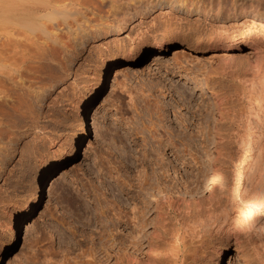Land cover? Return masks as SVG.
I'll list each match as a JSON object with an SVG mask.
<instances>
[{"label":"rangeland","instance_id":"374dc122","mask_svg":"<svg viewBox=\"0 0 264 264\" xmlns=\"http://www.w3.org/2000/svg\"><path fill=\"white\" fill-rule=\"evenodd\" d=\"M105 1L98 10L81 6L75 14L69 6L67 16L45 22L39 17L45 13L23 12L25 22H59L63 31L57 27L62 32L54 33L62 45L59 38L55 44L42 39L43 46L38 41L32 47L24 27L4 32L20 42L16 48L10 44L15 51L5 46L18 53L10 62L26 60L23 76L8 87L2 104L7 109L1 108L0 264H75L93 239V248L107 249L101 256L95 249L96 264H130L129 255L147 263L150 244H156L157 264H172L177 246L175 264H264V249L233 244L248 213L264 215V189L253 178L261 172L252 168H264V151L259 163H249V198L240 200L235 180L202 198L214 173L234 179L238 157L264 112V60L250 56L245 43L249 32L262 30L257 16H264V0H123L126 6L161 4L125 25L119 20L126 9L109 12ZM201 1L202 15L192 12ZM216 5L224 11L229 39L240 37L239 52L256 61L237 65L233 76L218 69L222 49L214 53L209 43L217 32L211 31ZM165 33L167 43L158 53L155 38ZM157 100L165 108L163 122L155 115ZM219 133L229 143L217 154ZM159 137H166L164 147L155 145ZM61 185L82 201L79 210L68 205ZM163 191L168 203L160 206ZM201 200L206 204L200 207ZM103 211L110 219L100 216ZM114 217L121 223L115 227ZM102 226L111 228L114 244L99 240ZM262 237L249 243H264Z\"/></svg>","mask_w":264,"mask_h":264},{"label":"bare ground","instance_id":"6f19581e","mask_svg":"<svg viewBox=\"0 0 264 264\" xmlns=\"http://www.w3.org/2000/svg\"><path fill=\"white\" fill-rule=\"evenodd\" d=\"M25 0H0V13H1V16H0V117L4 115V112L1 110L2 108V104L4 103H7V98L8 97L6 96V93L8 90V87L10 86V88L13 89V86L16 84V81L15 80H18L20 79V77H22L23 75L21 74L22 71H20L21 69V64L23 63V61H25L26 59H23V61L19 62V64L17 63V61L15 62H10V61H13L14 59V56L16 55L15 53L17 52H14L15 51V48L17 45H19V43L15 40L14 42H11L12 40L7 37V34L9 33L7 31V34H4V32L7 30V29H10V28H13L14 29L17 27H24L26 30H28V33L31 35V38H28L27 35H23L21 32V34L27 39H25L24 37V40L26 41H30V45L33 47L38 43H40V41L43 39V41L41 42H44V41H51L52 43H58V38L60 37V34L57 36L56 33L54 32H59L61 33L63 31L62 27H60L62 29V31H59L61 30L58 26H59V22L58 23H54L53 25H50V21L48 22V24L50 26H46V23H43L46 21V17H50V16H57V17H61L63 16V14H65L64 12L65 9L69 6H71V8L74 10L73 11V14H75L74 12H78V7L80 8L81 6H93V9L95 10H98L101 5H103V2L105 0H30V6H27L28 3L25 4L24 2ZM29 1V0H27ZM26 1V2H27ZM66 1H68L67 3L68 4H64L62 6H60L62 3H65ZM123 0H108L107 1V6H108V11L110 12L111 9H120L122 10V8H125L126 11L122 14V19L119 20V23L121 22V24H126V23H130L131 20H135V19H139V20H142L144 19L145 17H148L150 16L154 11H156L160 6L161 4H159L158 2L157 3H153L152 1H137L136 3H133L131 6L128 5L126 6L125 4L123 5ZM127 1V0H126ZM131 1V0H129ZM166 1V0H165ZM169 0L166 1V3L168 2ZM172 1V0H170ZM106 2V1H105ZM173 3L175 2L172 1ZM199 2V1H198ZM124 3H125V0H124ZM127 3V2H126ZM163 3V2H162ZM165 3V2H164ZM165 3V4H166ZM169 3V2H168ZM172 3V4H173ZM264 3V2H263ZM185 4V3H184ZM184 4H181V5H184ZM167 5V4H166ZM169 6V5H167ZM186 6V5H185ZM190 6V5H189ZM193 6V5H192ZM164 7V5H163ZM171 7V6H170ZM176 7V6H175ZM180 7V4L178 6V8ZM182 7V6H181ZM188 8V5L186 6ZM259 7V6H258ZM205 6L203 4V2L201 1L199 4H197L196 6H194L192 8V12H196L197 14L201 13L202 15V12L205 11L204 10ZM214 8V7H213ZM261 8V7H260ZM70 9V7H69ZM78 9V10H77ZM82 9V8H81ZM87 9H92L91 8H87ZM176 9V8H175ZM191 9V8H190ZM183 10L182 13H185V8L183 7ZM189 9H187L188 11ZM207 10V9H206ZM209 10V9H208ZM213 10V9H212ZM263 10V9H262ZM68 11V10H67ZM80 11V10H79ZM84 11V10H83ZM87 11V10H86ZM258 11V10H257ZM23 12L24 14L27 13V14H36V13H45L43 16L40 15L39 17H43L45 20L42 22L40 21L41 18H39V20L36 19V21H31V22H25L24 19L22 18L23 16ZM81 12V11H80ZM92 12V10H91ZM224 11L221 9V7L219 5H216V10H215V17L212 19V27H213V30L211 31H217L216 34L214 33V35L212 36L211 40L209 43H211V49H212V52L216 53L218 51V49H222V52L221 54L219 55V59H218V69L222 70V72H225L226 74L228 75H234V71H235V67L237 65H240L242 67H247V61L248 59H250L248 56L246 55H242L240 52H239V48H240V37H238L237 35H234L232 36L230 39L229 37L227 36V28L225 30V25L223 26V15H225L223 13ZM188 12H186L187 14ZM205 13V12H204ZM209 13V12H208ZM260 13V12H259ZM258 13V14H259ZM72 13H69V15H71ZM72 14V15H73ZM190 14V13H189ZM207 14V13H206ZM210 14V13H209ZM257 14V13H256ZM67 16V13L65 14ZM79 15V14H78ZM81 15V14H80ZM234 16V15H233ZM65 17V16H63ZM63 17L61 19H63ZM205 17V16H204ZM206 17H208L206 15ZM231 17V16H230ZM51 18V17H50ZM257 18L263 22L264 24V16H257ZM52 19V18H51ZM62 23V22H61ZM211 25V24H210ZM262 25V24H260ZM62 26V25H61ZM59 30H58V28ZM210 27V26H209ZM22 28V29H24ZM211 28V27H210ZM24 29V30H25ZM257 29V28H256ZM256 29L252 30L251 32L248 33V40L245 42L246 44H248V46L250 47V51H248L249 55L254 57L258 62L261 60H264V25H262L260 27V30L261 31H257ZM208 31V30H207ZM19 32V31H17ZM53 32V33H51ZM247 32V31H246ZM6 33V32H5ZM12 33V32H11ZM14 33V32H13ZM12 33V34H13ZM209 33V31H208ZM212 33V34H213ZM18 34V33H17ZM16 34V36H17ZM20 34V35H21ZM11 35V34H10ZM21 35V36H22ZM14 36V35H13ZM211 36V34H210ZM247 37V36H245ZM62 38V37H61ZM167 34H163L161 36H158L157 38H155V46L156 47V51L158 53L161 52V50L163 49V47L165 46V44L167 43ZM11 40V41H10ZM60 40V44L62 43L61 42V39L59 38ZM19 41V40H18ZM23 41V40H22ZM66 42V41H65ZM244 42V41H243ZM12 43L13 46H11L10 44ZM24 43V42H22ZM27 43V42H26ZM41 44V43H40ZM43 44V43H42ZM41 44V45H42ZM59 44V45H60ZM63 44V43H62ZM61 44V45H62ZM6 45H10L8 46L10 49H14L13 50H10L9 48L7 49ZM39 45V44H38ZM45 45V44H44ZM6 46V47H5ZM24 46V45H23ZM24 49L26 48L23 47ZM29 46V44H28ZM43 46V45H42ZM65 45H63L64 47ZM12 47V48H11ZM36 47V46H35ZM40 47V46H39ZM54 47V46H53ZM6 48V49H5ZM31 48V47H30ZM43 48V47H42ZM45 48V47H44ZM29 49V48H28ZM21 50V49H20ZM23 50V49H22ZM37 50V49H36ZM25 51V50H24ZM29 52L30 49L28 50ZM33 51V50H32ZM20 52V51H19ZM21 53V52H20ZM26 53V52H25ZM32 53V52H31ZM18 54V53H17ZM24 54L22 53L21 57L23 56ZM27 55V54H26ZM20 56V55H19ZM24 58V57H23ZM130 58V57H129ZM20 59V58H19ZM22 59V58H21ZM28 59V58H27ZM250 60H253L250 59ZM19 61V60H18ZM255 61V60H253ZM256 62V61H255ZM264 62V61H263ZM16 63V64H15ZM260 64V63H259ZM25 66V65H24ZM23 67V65H22ZM29 67V66H28ZM23 69V68H22ZM24 70V69H23ZM234 70V71H233ZM28 71V70H27ZM30 71V70H29ZM243 72V71H242ZM24 78H26L24 76ZM192 81V80H191ZM192 83V82H191ZM11 89V90H12ZM148 97V96H147ZM146 100V99H145ZM11 102V101H10ZM156 102V106H155V115L157 116V119L161 122H163V118L166 119V116H165V108L164 106L160 103V101ZM8 103H9V99H8ZM5 107V106H3ZM5 109H7V105L5 107ZM3 109V110H5ZM158 123V122H157ZM160 124V123H159ZM158 124V125H159ZM102 126L100 125V130L102 129L101 128ZM104 128V127H103ZM105 130H108L107 128ZM114 130V129H113ZM219 131V130H218ZM114 132V131H113ZM224 132V130H223ZM213 133V132H212ZM23 134V133H22ZM104 134V132L102 133V135ZM108 134V133H107ZM113 134V133H112ZM229 134V133H228ZM252 135H250V138L248 139V143L246 144L247 146L244 148V150L242 151V153L240 154V156L238 157L239 159L237 160V170L234 174V179H230L225 176H223L222 174H219V173H214L211 178H210V181L208 182V184L204 187L203 189V196L202 198L205 199V198H208L209 196L213 195L214 192L218 191L219 190L220 192L223 191L222 190V187L226 186V185H229L230 183H233V181L235 180L236 182V187H237V195L238 197L241 199H246V198H249L250 195H252V193L249 192V183H248V173L247 171L249 170L250 167H252V165L249 166V163L251 160H253V165L256 163L254 162V159L258 162L259 159H261V155L260 158L258 157V154H262V151H264V112L263 114H261V118L258 120V122L256 123V126L254 128V131L251 133ZM116 135V134H115ZM165 135V134H164ZM217 138L219 139V141L215 140L214 141V145H215V151L217 152L216 149H218V152L219 150L221 151L222 149L226 148V144H228L224 137L221 136V134H217ZM224 135V134H223ZM157 136V135H156ZM216 136V135H215ZM227 136V135H225ZM106 137V136H105ZM112 137V136H111ZM121 137V136H120ZM168 137V142H170V139L169 136ZM114 138V137H113ZM226 138H229V136H227ZM104 139V138H103ZM119 139V138H118ZM166 139V137H165ZM163 138H156V144L155 145H158V147H161L163 146L164 142H166V140ZM208 139V137H207ZM211 139V138H210ZM209 139V140H210ZM230 139V138H229ZM228 139V140H229ZM165 140V141H164ZM214 140V139H213ZM115 141V139H114ZM217 141V142H216ZM111 142V141H110ZM167 143V142H166ZM216 143V144H215ZM111 145V144H110ZM164 147V146H163ZM169 147V146H168ZM164 150V149H163ZM217 152V154H218ZM221 154V153H220ZM219 154V155H220ZM257 157H258V160H257ZM99 158V157H98ZM100 159V158H99ZM98 159V160H99ZM102 160V159H101ZM106 160V159H105ZM96 162V161H95ZM262 162V161H261ZM251 163V164H252ZM96 164V163H95ZM108 164V163H107ZM260 164V163H259ZM259 164H255L252 168H255V172L259 171L260 173V176L258 174V178H255L253 177L255 180L258 179L260 181L261 184H259V181L256 180V183H258L260 186L261 189H264V173L262 172L263 171V167L260 166ZM101 165V164H100ZM103 165V164H102ZM264 166V165H263ZM103 167V166H102ZM254 171V169H253ZM104 172V171H102ZM107 172H105L106 174ZM106 176V175H105ZM164 176V175H163ZM253 179V181H255ZM234 182V183H235ZM101 183H103V181H101ZM233 183V184H234ZM252 183V182H251ZM63 184V183H62ZM253 184V183H252ZM257 184V185H258ZM60 185V184H59ZM256 185V186H257ZM66 185H61V187L63 188L62 192H63V195H64V198L65 200L67 201V203H69L68 205H72L76 208H81V202L78 201V198L77 196L74 195V193L71 192V190L68 189V186L67 188L65 187ZM255 186V185H254ZM160 188V187H159ZM72 189V188H71ZM257 189V188H256ZM259 189V188H258ZM257 189V190H258ZM251 190V189H250ZM260 191H263V190H260ZM263 193V192H262ZM80 196V194H79ZM83 196V195H82ZM99 196V195H98ZM260 196V195H258ZM264 196V195H263ZM81 197V196H80ZM252 197V196H251ZM256 197V196H255ZM254 197V198H255ZM63 198V200H64ZM238 198V199H239ZM258 198V197H257ZM262 198V197H261ZM160 199H161V203H158V205L160 204H167L168 203V193L166 192H161L160 194ZM244 199V201H245ZM256 199V198H255ZM81 200V199H80ZM104 200V199H103ZM171 200V199H170ZM242 201V200H241ZM255 201V200H254ZM258 201V200H257ZM28 202V201H27ZM31 202V201H30ZM208 202V201H207ZM248 202V201H247ZM252 202V200H251ZM260 202V200H259ZM257 203V202H256ZM262 203V202H261ZM107 205H109L108 203H106ZM198 206H202L204 204H206V202L204 200H201L200 202L196 203ZM101 205V204H100ZM105 206V208L108 210H106V212L110 213L109 209H108V206ZM169 205V204H168ZM194 205V204H193ZM258 205V204H257ZM31 204L28 206L30 207ZM157 206V204H156ZM161 206V205H160ZM164 206V205H163ZM167 206V205H166ZM171 206V204H170ZM21 208V207H20ZM32 208V207H31ZM161 209V208H160ZM29 210V208H28ZM52 210V209H51ZM50 208L49 210L47 211H50L52 212L54 210L51 211ZM157 210H159V208H157ZM156 210V211H157ZM161 211V210H160ZM54 212V211H53ZM101 212V211H100ZM105 211H103L100 216L102 215V217L106 214ZM186 212V211H185ZM249 212V211H248ZM262 211L258 212V213H251L250 214L248 213L247 217L245 218L244 222L242 225H239V229H238V234L236 236L233 237V244H235L236 246L239 247H243V248H250V249H264V243H249L250 241H253L254 239H262V234H264V215L263 213H261ZM56 213V211H55ZM47 214V212H46ZM3 215H5L6 217H10V213L9 212H5ZM14 215V214H13ZM48 215H49V218L50 219H54L56 221V219H58L57 221H59V218H56L54 216L53 213H49L48 212ZM47 215V216H48ZM108 214H106V216H104L103 218L107 219L108 220ZM111 215V214H110ZM109 215V216H110ZM56 216V215H55ZM120 216V215H119ZM118 216L119 220H120V217ZM101 217V218H102ZM108 217V218H107ZM162 217V216H161ZM48 218V217H46ZM56 218V219H55ZM117 218V219H118ZM110 219V218H109ZM114 219V222H115V217L113 218ZM45 220V219H44ZM49 220V219H48ZM101 221L104 220V219H100ZM124 220V219H123ZM165 220V219H163ZM56 221V222H57ZM161 221V220H160ZM169 221V220H168ZM46 222V221H45ZM107 222V221H106ZM112 222V220H111ZM110 222V223H111ZM162 222V221H161ZM8 223V222H7ZM59 223V222H58ZM123 223V222H122ZM163 223V222H162ZM165 223V222H164ZM170 223V222H169ZM5 224V223H4ZM115 225H113V227L115 226H118L119 224H121L120 222L118 223H114ZM127 224V223H126ZM233 225H230V226H234L238 228V224L237 223H232ZM2 227H5V225H3V222H2V225H0ZM12 226V225H11ZM38 226V225H37ZM110 226V225H109ZM109 226H102L103 228L105 227L104 229V232H99L100 234V238L99 240L103 239V241H106V243H109V242H112V244H114L116 241L113 237V234H112V230L111 228L109 229ZM157 226V225H156ZM169 226V225H168ZM39 227V226H38ZM101 227V228H102ZM164 224L162 225V228H164ZM40 228V227H39ZM38 228V229H39ZM102 228V229H103ZM118 228V227H117ZM166 228V227H165ZM34 229V228H33ZM32 230V229H31ZM31 230H29L30 232H32ZM36 230V228H35ZM34 230V231H35ZM111 230V231H109ZM28 231V232H29ZM103 231V230H102ZM36 232V231H35ZM34 233V232H33ZM83 233V232H82ZM82 235V234H81ZM98 235V236H99ZM162 235V234H161ZM83 236V235H82ZM107 236V237H105ZM158 236L160 235H156L155 237H157V239H160L158 238ZM92 238L93 239V236H89V237H85L87 238L88 240H91L89 238ZM84 238V236H83ZM106 238V239H105ZM156 239V238H155ZM156 239V241H157ZM86 240V239H85ZM85 240H82L83 242ZM94 240V239H93ZM92 240V243H93V247L95 246L94 245V241ZM102 241V240H101ZM160 241V240H158ZM82 242V243H83ZM86 242H88L86 240ZM105 243V242H104ZM103 243V245H104ZM105 243V244H106ZM138 243H141V242H138ZM153 243V242H152ZM248 243V244H247ZM78 244V243H77ZM84 244V243H83ZM96 244V243H95ZM92 245V244H90ZM100 245V244H99ZM128 246L125 247L128 248L130 247V244H126ZM152 245V244H150ZM149 247H152L151 249L148 247V252L150 255V259L149 262L147 263H144V264H157L156 261L157 260V254H156V244L153 246H150ZM234 245V246H235ZM79 246V245H78ZM102 246V244L100 245ZM99 246V247H100ZM158 246V245H157ZM93 247H87V249L85 251H83V253L81 254L80 256V261H76L75 264H96V262L98 261V258L97 257V251L95 249L97 248H93ZM105 247V246H104ZM176 247V246H175ZM106 248V247H105ZM103 249V246L101 247V249H97V250H100V254L99 256H101L103 253H106L107 249ZM78 249V248H77ZM81 249V248H80ZM150 249V251H149ZM158 249V248H157ZM146 250V251H147ZM156 250V251H155ZM176 251L174 252V257L172 259V264H175L176 261H178V256L181 255V247L180 246H177V248L175 249ZM96 251V252H95ZM147 252V253H148ZM90 255V257L92 258H88V256ZM88 255V256H87ZM92 255V256H91ZM148 255V254H147ZM141 256V255H140ZM129 259H130V264H142L140 263L141 262H146L145 260H141L139 261L138 257L137 256H133V255H129ZM144 259H146L144 257ZM50 261V260H49ZM47 261V262H49ZM46 262V261H45ZM52 262V261H51ZM129 262V261H128ZM132 262V263H131ZM55 263V262H54ZM64 264V262H62ZM70 263V262H69ZM115 264H122L120 261H116Z\"/></svg>","mask_w":264,"mask_h":264}]
</instances>
